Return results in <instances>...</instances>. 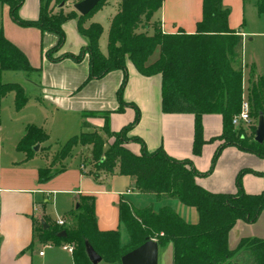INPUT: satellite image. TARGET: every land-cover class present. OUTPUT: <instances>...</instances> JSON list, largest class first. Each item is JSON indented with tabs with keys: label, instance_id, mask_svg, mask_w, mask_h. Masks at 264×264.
<instances>
[{
	"label": "trees",
	"instance_id": "obj_1",
	"mask_svg": "<svg viewBox=\"0 0 264 264\" xmlns=\"http://www.w3.org/2000/svg\"><path fill=\"white\" fill-rule=\"evenodd\" d=\"M24 0H0L8 7L11 19L22 27H35L41 31L53 32L58 39L55 45L44 52V57L52 62L70 58L76 62L88 58L87 81L100 79L113 70L122 71V80L117 90L121 112L126 106L135 108L131 122L119 131L109 128V114L106 112H84L79 134L73 135L64 143L56 158L67 157L75 145L91 146L94 167L106 173L133 176L136 187L143 193H154L177 199L182 205L196 210L195 224L185 222L170 207L157 211L152 208L135 209L127 202L118 205L119 221L124 227L128 242H120L118 230L101 231L97 228L94 212V199L80 196L77 207L70 214L72 225H48L39 229L38 239L54 246H73L74 264H91L87 258L84 242L88 241L109 264H121L123 254L138 247L145 239H154L158 246L172 244V264H264V239L257 237L241 238L234 249L228 246V234L238 220L254 223L264 211V191L247 194L241 188L243 172L264 175V171L242 170L236 177L235 193L210 192L195 182L197 176H207L221 153L228 146L264 158V141H254L255 125L260 115L264 119V81L259 77L249 89L250 133L239 126L234 127L232 118L239 113L243 96L242 88V47L243 39L238 31L228 27V10L221 0H202V18L196 24L194 33L179 31L165 34L159 25L152 34L137 32L142 20H149L162 0H121L120 10L111 20L107 37V54L101 53L99 38L102 27L97 22L83 26V20L96 12L105 0L87 15H77L75 11H64L70 0H40L36 19L26 20L18 15ZM81 1V0H78ZM252 2L260 15H264V0H243ZM63 6H59L60 3ZM54 6L57 10H53ZM76 19L77 30L85 38L86 44L78 53L64 52L54 56L63 46L65 36L63 24ZM158 48V58L148 64V58ZM127 63L144 76L160 74L161 109L164 113H191L194 115L193 153L199 154L205 143L202 137L201 117L203 114L217 113L222 117V132L210 140H219L210 169L199 172L188 159L172 158L162 148L152 152L145 149L144 142L129 131L137 124L139 113L133 103L122 98L128 80ZM38 68L32 67L25 53L8 40L0 29V107L2 97L10 91L15 93V108L20 109L28 97L23 86L15 82H2L3 71L29 73ZM101 117V130L111 142L106 143L97 129L87 121L91 117ZM90 129V130H89ZM48 139L41 128L28 125L18 149L31 155L33 147ZM128 142L141 145L139 154L133 153ZM106 146V147H105ZM32 150V152H30ZM55 172L41 169L39 179L46 181ZM126 249V250H125Z\"/></svg>",
	"mask_w": 264,
	"mask_h": 264
},
{
	"label": "crops",
	"instance_id": "obj_2",
	"mask_svg": "<svg viewBox=\"0 0 264 264\" xmlns=\"http://www.w3.org/2000/svg\"><path fill=\"white\" fill-rule=\"evenodd\" d=\"M34 1L37 14L28 17L30 19H35L39 12L40 0ZM24 2L25 0L23 4ZM120 3L121 0H105L87 20L86 26L92 22L101 25L100 18L107 21L106 30L101 25L99 48L100 42L103 41L102 45L105 44L103 36L107 33L108 37L111 20L120 10ZM221 5L228 10V27L238 31L243 39L242 98H244L252 83L259 77L264 81L262 74L264 61L259 64L255 56L246 61L247 45L256 35L264 37V15L258 14L252 2L221 0ZM248 5L252 6L255 12L249 10ZM0 9L2 15L5 13L6 23H9L10 33L5 32L7 38L25 53L32 67H39V70L26 73L27 84L22 86L28 100L22 108H15V93L11 92V103L7 106L10 125L2 118L4 109L1 100L0 264H74L72 252L64 249L62 245L54 246L39 241L35 237V231L38 222L47 227V224L43 223V218L53 224L57 220L67 222L80 196L94 199L97 228L101 231L118 230L120 238L122 231H125L119 221L120 202H127L135 209L152 208L154 211L168 206L185 222L195 224L198 215L194 208L184 206L174 198L141 192L136 187L135 178L119 174L118 168L111 174L105 172L91 174L83 163L68 156L58 160L51 156L39 158L37 154L29 155L17 148L28 125L41 128L48 138L58 132L73 129L74 125L80 126V133L84 112L110 111L109 128L116 132L133 120L136 111L135 108L126 106L123 111L115 112L119 107L117 90L122 80L121 70H113L100 79L87 81L89 73L87 56L78 62L70 58L57 62L49 61L44 57V52L56 44L57 35L35 27L20 29L21 27L11 19L7 5L0 2ZM96 14L97 21L93 20ZM21 16L26 17L22 14ZM201 18L202 0H162L160 8L153 13L151 22H156L165 34L179 31L190 34L195 32L196 24ZM256 26L262 29L253 30L252 28ZM68 29L73 36V46L61 48L54 56L64 52L76 54L86 44L85 38L77 30L75 20L71 19L63 24V30ZM23 32L26 35L22 37ZM100 51L104 55L107 54L102 48ZM261 52L264 60V43ZM152 62L147 61L148 64ZM127 72L128 80L122 98L125 102L133 103L139 113V120L128 135L140 138L148 152L162 148L172 158L190 160L199 172L210 169L214 152L220 144L219 140L210 139L222 132L221 115L217 113L202 115V137L205 143L201 147V152L196 155L193 153L194 115L162 111L160 74L141 75L131 63H127ZM124 116L122 122L113 128V118ZM87 121L93 128H100L103 124V119L97 116L88 118ZM127 147L135 154L140 153L141 145L137 142H128ZM41 169H50L55 174L48 180L41 181L39 179ZM242 170L264 171V158L244 152L235 146H228L217 157L211 173L195 177V182L210 192L235 193L236 177ZM240 181L242 190L247 194H259L264 191V175L243 172ZM244 237L264 239V211L254 223L242 220L236 222L228 234L229 248L234 249ZM55 249L68 254L69 259L59 257L54 252ZM40 251H43V255H39ZM172 261V244L158 246V264H172ZM98 264L109 263L101 261Z\"/></svg>",
	"mask_w": 264,
	"mask_h": 264
},
{
	"label": "rangeland",
	"instance_id": "obj_3",
	"mask_svg": "<svg viewBox=\"0 0 264 264\" xmlns=\"http://www.w3.org/2000/svg\"><path fill=\"white\" fill-rule=\"evenodd\" d=\"M76 2H78V0H70V1H68L63 6L64 7V11L65 12H68V11H71V10L75 11L74 8H73V4L76 3ZM51 6H53V10L54 11L57 10V7L54 6L53 3H52ZM248 9L249 10L252 9V11L255 12L254 8H252V6H250V5H248ZM75 12H76L77 15H79V13L77 11H75ZM21 14L26 16V17L21 16ZM33 14H37V8H36L35 1L34 0H25L24 4H22V6L18 10L19 17L22 18V19H26V20H32V19H30L28 17L32 16ZM90 17L91 16H88L87 18H85L83 20V26L84 27H87L86 26L87 23H88L87 20ZM248 18H250V16H248ZM73 20L76 21V19H73ZM93 20L97 21V14L95 15V19H93ZM100 20H101L100 21L101 25L106 30L108 28V26L106 24L107 21H105V18H100ZM6 21H7V19H6L5 13H4V15H2V12H1V9H0V29L2 30L4 36L7 38L6 34H7V32L10 33V31L8 29V24L9 23H6ZM18 27H21L20 29L28 28V27H22V26H18ZM156 27H157V23L154 22V21L151 22V18L149 20L143 19L141 24L139 25V27L137 29V32H146L147 34H152ZM256 28L257 29H262L261 27H257V26L253 27L252 29L256 30ZM5 32H6V34H5ZM24 35H26V34H24V32H23L22 33V37ZM28 35H30V34H28ZM104 35L105 36H103V37H104L105 44L102 45L103 41L100 42V48H102L104 53H107V48H106V45H107V33H105ZM64 36H65V40H64L62 48H65L66 46L71 48L73 46V36H72V33L70 32L69 29L68 30H64ZM28 37H30V36H28ZM26 38H27V36H26ZM263 43H264V37H261V36H258V35H256L254 37V40L250 44L247 45V48H246V61H247V59L250 60L253 56H255V58H257V60H259V62H260L259 64H262L261 61H264V60H262V52H261ZM158 55H159V51H158V48H156L153 51V53L149 56L148 62H152V61L156 60L158 58ZM262 68H263L262 69V74L264 75V66ZM2 75H3L2 82H15V83H19L21 85L27 84L25 77H27L28 74H26L25 72L8 71V72H3ZM11 92L12 91L7 92L1 99L2 102H3V109H4L3 110V114H2V118L9 125H10V122H9V113H8V110H7V106H9L10 103H11L10 102L11 99H12L11 98L12 97L11 96L12 95ZM248 96H249V93L247 92L246 95L244 96V98L249 101ZM249 103H250V101H249ZM124 118H125V116L123 118L122 117L113 118V120H112V122L114 124L113 128L117 127V125H119ZM252 123H254V125L256 127L257 120L252 119ZM239 126H241L244 129H246V132L248 134L250 133V130L248 128V124L240 123L238 125H234V127H237V128ZM95 129L98 130V132L103 137V139H104V141L106 143L111 142L113 140V138L109 137L106 133H104L101 130V128H95ZM79 131H80V126L79 125H76V126L74 125L73 129H68V130H65L62 133L58 132V133L54 134L52 137L48 138L47 140H45V141H43L41 143H38L39 145L40 144H42V145L39 146L37 150H34V154H37L39 158L51 156L54 159L58 155L59 151L61 150V148L64 145V143L68 140V138L70 136H72V135L79 134ZM6 146L8 147V143H7ZM30 152H32V150ZM68 157H70L72 159H76L78 162L83 163L84 167H86L88 172H90L91 174H96V173H101V172L104 173V171L98 170V169H96L94 167V160L92 159V155H91V146L75 145V146H73L71 148V151H70ZM58 159L59 158H57L56 160H58ZM63 222L64 223L62 225H59L57 223L53 224L48 219L43 218V223H46L47 226L48 225H57V226L60 227V226H64V225L65 226L72 225V217H69L67 222H65L64 220H63ZM40 227H41V223L38 222L36 224V231H35V237L37 239H38V236L40 235V231H39ZM122 232H123V234L121 235L120 242H121V244L126 245L127 242H128V235H127L126 231L123 230ZM54 252L56 254H58L59 257H63L64 259H66V257H67L69 259V255L66 254L65 252H62V251H60L58 249H55Z\"/></svg>",
	"mask_w": 264,
	"mask_h": 264
},
{
	"label": "water",
	"instance_id": "obj_4",
	"mask_svg": "<svg viewBox=\"0 0 264 264\" xmlns=\"http://www.w3.org/2000/svg\"><path fill=\"white\" fill-rule=\"evenodd\" d=\"M100 0H81L73 4V8L80 15H87L90 13L99 3ZM64 3H60V7L63 6ZM254 141L261 144L264 141V119L263 116L260 115L258 117L255 133H254ZM39 147L36 144L33 147V150H37ZM77 207V204H76ZM46 228V225H43ZM84 248L87 255V258L91 264H98L102 261L101 256L93 249L91 244L88 241L84 242ZM121 264H158V244L152 238H146L145 241L140 244L138 247L128 251L123 254L120 258Z\"/></svg>",
	"mask_w": 264,
	"mask_h": 264
},
{
	"label": "built area",
	"instance_id": "obj_5",
	"mask_svg": "<svg viewBox=\"0 0 264 264\" xmlns=\"http://www.w3.org/2000/svg\"><path fill=\"white\" fill-rule=\"evenodd\" d=\"M251 121L250 117V103L247 99L242 98L241 104H240V110L239 113L234 115L232 118V124L238 125L240 123H246L249 124ZM57 224L62 225L64 222L63 220H57ZM64 249H67L68 251H73V246L70 244H64L62 245ZM39 255H43V251L39 252Z\"/></svg>",
	"mask_w": 264,
	"mask_h": 264
}]
</instances>
